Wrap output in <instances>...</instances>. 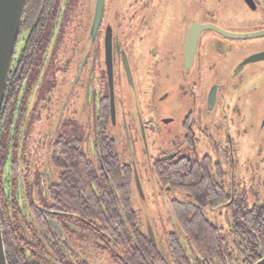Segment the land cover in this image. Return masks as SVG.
I'll return each instance as SVG.
<instances>
[{
	"label": "flooded vegetation",
	"instance_id": "flooded-vegetation-1",
	"mask_svg": "<svg viewBox=\"0 0 264 264\" xmlns=\"http://www.w3.org/2000/svg\"><path fill=\"white\" fill-rule=\"evenodd\" d=\"M96 1L26 0L0 115L4 238L11 248V225L22 227V250L41 256L37 221L55 224L47 232L58 235L66 264H88L69 237L96 234L48 207L66 167L58 149L79 144L93 159L101 130L119 157L124 140L122 161L141 167L142 187L161 207L208 186L224 203L206 217L229 220L239 204L237 156L253 153L264 130V0H104L94 27ZM132 141L142 148L135 155ZM49 254L42 264H54Z\"/></svg>",
	"mask_w": 264,
	"mask_h": 264
},
{
	"label": "trees",
	"instance_id": "trees-1",
	"mask_svg": "<svg viewBox=\"0 0 264 264\" xmlns=\"http://www.w3.org/2000/svg\"><path fill=\"white\" fill-rule=\"evenodd\" d=\"M97 136L99 153L93 159L79 144L58 149L56 157L66 167L60 183L50 189L48 207L74 213L85 230L91 227L100 241L116 248L119 253L113 258L115 264H224L233 254L242 257L241 264H254L258 253L264 256V206L247 209L235 204L234 215L226 219L227 230L222 235V229L206 217V210L224 201L215 200L208 186L202 195L194 186L190 192L196 198L172 205L170 215L179 232L167 235L165 255L148 239L132 207L133 169L108 144L103 131L99 130ZM47 228L52 229L47 225L45 229L40 219L34 229V245L41 256L22 250L26 241L22 227L11 225V248L1 228L7 264H42L47 252L54 264H66L58 249V235L54 230L48 233Z\"/></svg>",
	"mask_w": 264,
	"mask_h": 264
},
{
	"label": "rangeland",
	"instance_id": "rangeland-1",
	"mask_svg": "<svg viewBox=\"0 0 264 264\" xmlns=\"http://www.w3.org/2000/svg\"><path fill=\"white\" fill-rule=\"evenodd\" d=\"M246 79V77H244ZM240 96L244 97L246 100L248 99V90L242 89L240 91ZM243 129H241V132ZM254 131L258 132V126H255ZM147 138V144L150 147V152L153 153L151 148V134H148L146 136ZM133 143V150L134 155L136 152V147ZM125 142L122 140V153L120 154L121 160L127 162L128 161V152L126 148H124ZM141 146H138L137 148L140 149ZM148 147V148H149ZM142 149V148H141ZM140 149V150H141ZM250 160V161H249ZM237 171H239L240 174V180L238 184V194L239 197L237 199V203L241 205V207L244 208H254L259 206H264V130L261 132L259 136L257 135V139L255 142V149L253 153L248 152H241L237 156ZM138 175L141 180V186L142 183L144 184V178L142 177L141 167L137 166ZM247 179V180H243ZM244 181L246 183L244 184ZM143 192L145 191L146 195L149 196V198L142 202L138 199L135 192H133L132 195V207L139 212L140 217V224L145 229V222L148 221L151 223L152 228L155 231V234L157 236V247L158 249L163 252L165 255L167 253L166 247L164 245V239L167 237L169 232L177 233L179 232V229L174 226L175 224H171L168 215L163 214L160 209L163 207L164 210H169L171 212V205H169L166 201L165 204L159 203V201L153 197L150 196L152 188L149 187H142ZM167 206V207H166ZM160 216V217H159ZM208 219L214 222H218V226L222 229L221 233L224 235L227 230V224L226 219L223 217H215L208 215ZM147 230V228L145 229ZM164 233L166 235L164 236ZM164 238V239H163ZM68 242L75 248V253L77 254L79 260L84 261L88 264H115L113 257V253L116 250V253L118 254V250L113 248L114 250H104L102 248V242L99 240V238L93 233H82L79 232V234L74 235L72 237H69ZM242 256V255H240ZM228 256H226L227 258ZM242 257H236V254H233L229 259H227L224 264H241ZM215 264H223V262H218Z\"/></svg>",
	"mask_w": 264,
	"mask_h": 264
},
{
	"label": "water",
	"instance_id": "water-1",
	"mask_svg": "<svg viewBox=\"0 0 264 264\" xmlns=\"http://www.w3.org/2000/svg\"><path fill=\"white\" fill-rule=\"evenodd\" d=\"M25 2L26 0H0V115H1L2 103H3L8 73L10 69L11 59H12L16 39L19 33V28L21 25ZM103 2L104 0L96 1L95 14H94L95 22H93L94 27H97L98 21L101 18ZM111 116L113 120L114 104H113L112 96H111ZM143 141L145 144L144 135H143ZM132 167L134 170L133 172L134 192L137 195L138 199L144 202L146 199L144 197L143 189L133 161H132ZM51 226H53L52 228L56 232H58L57 225L53 224ZM146 228L147 230H145ZM145 229L143 231L146 233L148 239L157 247V242H158L157 236L150 222L148 221L145 222ZM0 264H7L4 245H3V238L1 233V223H0ZM255 264H264V256L261 253H258V261Z\"/></svg>",
	"mask_w": 264,
	"mask_h": 264
}]
</instances>
